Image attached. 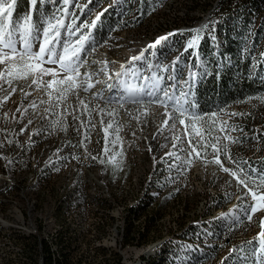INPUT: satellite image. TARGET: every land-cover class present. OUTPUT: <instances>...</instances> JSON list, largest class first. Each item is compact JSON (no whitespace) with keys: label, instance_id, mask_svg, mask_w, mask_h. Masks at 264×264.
I'll return each mask as SVG.
<instances>
[{"label":"bare ground","instance_id":"1","mask_svg":"<svg viewBox=\"0 0 264 264\" xmlns=\"http://www.w3.org/2000/svg\"><path fill=\"white\" fill-rule=\"evenodd\" d=\"M165 1L171 4L178 2ZM221 1L217 0L214 7ZM163 3L154 6L153 15L158 13ZM150 14L141 23L131 22L130 25H145ZM134 17L135 13H131L130 20ZM210 26L200 27L208 29ZM118 31L115 25L104 40H97L93 29L95 47L101 46L103 41H108L107 38ZM182 32L181 29H175L157 36L154 32V39H149L145 46L139 47L140 51L131 52L119 63L129 62L132 56H140L158 38L167 36L168 39L155 48L156 57L161 62L166 60L164 65L169 63L170 66L180 58L179 64H176L178 68L182 61H187L185 72L191 69L197 73L191 99L198 105L196 89L211 71L201 51L203 37L197 41L196 48H187L192 36L183 39ZM63 34L61 32L62 37ZM261 45L264 47V41ZM196 52L199 59L193 55ZM148 54L151 57L152 53ZM87 59L90 64L93 60L106 61L100 60L98 52L88 55ZM148 65L161 69L164 67L156 62L155 57L154 61H148ZM100 66L91 64V70L95 71ZM113 66L116 68L117 64ZM42 67L51 69L57 77L65 75L59 65L45 63ZM135 69L142 75H151L149 67L148 71L138 65ZM80 71L83 74L85 69L81 68ZM99 77H93L90 82L94 84ZM185 78L186 75L181 80ZM50 79H53L51 75L44 76V80ZM97 91H103L105 96L116 94L103 90L101 85H94L88 92L93 94ZM262 96L264 91L258 97ZM258 97L209 111L217 112L214 118L227 121L238 129L230 133L231 140L223 139L220 142L228 144V156L231 157L220 156L222 164L226 165L223 167L237 168L233 161H239L244 168L253 170L254 179L257 172H264V124L258 126L257 117L250 110V106L257 104L255 112L264 118V103ZM221 109L224 111L220 112ZM195 111L208 113L199 110V107ZM231 113L243 115L231 116ZM84 118L81 125H86L88 118ZM140 126L137 124L138 129ZM215 127L219 129L221 123H216ZM48 132L55 134L51 130ZM85 132L89 135L88 131L74 133L73 136L69 133L67 141H64L70 151L67 155L63 153V159L80 173L74 181H39L34 172L27 171L23 175L20 171L14 175L1 164L6 158L0 148V264H124V252L136 254L134 264H207L212 260L219 264H233L243 258L244 255L239 257L240 251L253 247L250 241L237 242V237L245 233L250 224L258 227L264 215L262 212L255 213L251 222L244 218L243 207L251 201L247 198L241 200L240 194L247 190L238 183L236 177L223 172L221 166L215 163L205 165L203 159H197L192 153L191 164L185 165L183 172L178 171L173 160L165 155L172 150V143L168 148L159 144L156 147L148 146L151 151L146 149L148 160L141 181H107L103 141L94 136L95 145L89 148L85 140L83 144L80 143ZM41 134L34 132L33 136ZM237 138L242 143L232 142ZM197 151L201 152V157H205L206 151L205 158L208 160L214 157L210 147L206 150L198 148ZM181 155L187 159V152ZM207 167H214L231 184L238 185L240 190L227 188L217 192L216 186L211 184L208 188L215 190V193L209 192L207 199H197L194 203V199L198 198L194 185L198 183L199 170ZM41 188L43 192H40ZM174 204L181 207L180 213L171 210ZM237 216L241 217L240 222H236ZM226 234L230 236L223 247Z\"/></svg>","mask_w":264,"mask_h":264},{"label":"snow or ice","instance_id":"2","mask_svg":"<svg viewBox=\"0 0 264 264\" xmlns=\"http://www.w3.org/2000/svg\"><path fill=\"white\" fill-rule=\"evenodd\" d=\"M16 3L17 0H0V106L17 91V84L28 82L29 88L42 90L48 97L47 101L40 100V104H48V107L44 109L45 115L41 119H47L48 114L59 116L60 114L56 113L55 109H58L60 104L66 101L69 93L75 94L76 90L80 88L88 92L94 87V84L90 82L92 78L104 75L107 80L102 82L97 79L96 83H104L107 90L116 94L105 96L103 91H97L92 94L94 99H102L105 105L115 104L123 107L125 104H132L137 106L136 111L139 115L132 116V113L129 112V115L137 121H140L141 116H147L151 105H158L164 109L163 127L169 128L174 133L171 137L172 150L165 155L168 159L173 160V164L178 171L183 172L185 170L184 166L191 164L192 153H195L196 158L203 159L205 165L215 163L221 166L223 172L230 173L232 177H238V172L223 167L220 159L221 155L231 159L228 156V144H220V141L222 138L231 140L230 133L238 130L237 126L229 125L227 121H223L221 127L217 129L215 127L216 121L213 119L218 115L217 112L205 114L195 111L198 105L191 97L197 73L189 69L188 78L183 81L179 79L177 73L180 70L176 64L180 58L173 62L170 71L168 66L161 69L159 66L149 65L151 75H142L135 68L125 69L124 65L120 66L119 71L110 74L108 61L99 62L95 60L91 61V64H100L101 66L92 71L87 57L96 50L92 30L97 27L96 22L101 19L100 16H97L96 20L91 21L90 24L87 21L78 24L80 17L76 16L74 11L70 12L67 7L70 3L74 4L75 0H29L31 10L24 16L14 19L13 12ZM48 3H58L60 7L55 11L41 13L39 20H37L35 14L40 12L37 5H47ZM81 12L83 13V10ZM65 18L70 22L65 24ZM62 30L65 33L63 37L61 35ZM200 31V29L194 31L192 39L188 41L187 48L197 47ZM74 37L75 39H73ZM167 39V36L160 37L149 47L160 45L162 41ZM193 55L199 59L198 52L193 53ZM142 58L143 53L140 56H133L131 59L139 61ZM45 63L59 65L60 71L65 75L62 78H56L55 72L42 67ZM81 68L85 69L83 74H81ZM154 68L156 70H152ZM163 71H169L166 78L161 74ZM47 75H51L53 79L44 81L43 76ZM130 79L142 80L143 82L133 84L129 83ZM113 80L115 83L109 82ZM20 92L24 99L31 95L30 92L24 91L22 86ZM258 99L261 103H264V96L258 97ZM79 104L84 105L87 109V105L84 104L83 100H79ZM37 107V101L32 100L27 107L23 108V111H21V108H17L16 111L23 116L29 108L35 112ZM97 108H99L98 105ZM99 111L112 116L115 109L113 111L99 109ZM223 111V109L220 110V112ZM67 112L68 110L65 108L64 114L66 115ZM89 115H91V111H89ZM230 115L240 116L243 114L231 113ZM78 118L73 116L74 120ZM169 121H171L170 125ZM32 123L33 121L29 119L28 124ZM60 123L59 119L53 120L52 127L57 128ZM101 123H103V117ZM178 125L183 126V137L176 134ZM91 126L95 127L94 124ZM26 128L27 125L21 128L20 134ZM112 128L113 122H109L107 128L103 129L105 133L104 153L109 151L108 134L109 129ZM162 130L163 128L158 129V131ZM239 130L242 131V129ZM116 131H119V127ZM214 131L223 133V137L221 135L213 136ZM87 136L88 133L85 132L84 139ZM84 139H81V144L84 143ZM166 139L168 138L166 137ZM232 142L242 143L239 138ZM111 143L115 144V141ZM218 145L220 146L218 147ZM209 147L213 150V160L205 158L207 156L206 151L205 157H201V152L197 151L198 148L206 150ZM149 150L151 151V148ZM185 152H187V159L181 155ZM93 159H96V157H93ZM109 162H111V159ZM233 163L239 169L238 183L247 190L240 199L247 198L251 201L243 207L244 218L251 222L255 213L264 212V172H257L254 179L252 169L244 168L239 161H233ZM257 180H259L258 184ZM235 219L236 222L241 221L240 216ZM260 228L261 231L257 234L256 240L249 242L253 247L250 254L244 257L245 264H264V219L260 220Z\"/></svg>","mask_w":264,"mask_h":264},{"label":"rangeland","instance_id":"3","mask_svg":"<svg viewBox=\"0 0 264 264\" xmlns=\"http://www.w3.org/2000/svg\"><path fill=\"white\" fill-rule=\"evenodd\" d=\"M203 1L178 0V2L171 4L160 0L154 4V6H157V4H162L164 2L159 8L158 13L153 15L151 10L146 15L147 17L152 12L147 19V23L145 25L138 26L127 25L129 21H131V13L125 10L122 12L121 17L126 22L121 21L123 25H117V29L119 31L115 34L113 33L109 38H107L108 41H103L101 46L95 47L96 50L93 52H98L101 61L106 60L110 62L109 69L112 70V73L119 71L121 65H124L125 69L136 68L138 65L143 70H147L149 66L148 61H154V57L157 63H161L164 66L163 68H165V66H169L168 68H170L171 66L169 63L164 65L166 60L161 62L162 60H159L156 57L157 53L155 52V48L158 45L151 47L149 50H144V56L139 61H133L131 59L127 63L120 64L119 62L124 61L131 52L140 51L139 47L145 46V43L149 39H154L155 36L165 31L181 29L183 30L181 38L186 39V37L193 36L192 34L194 31L199 29L200 26L216 25L220 19L219 8L223 0L215 7L214 3L217 0ZM22 3H26V11L21 8ZM90 3L91 0H75L74 4L70 3L67 6L70 12L74 11V14L75 11H86V18L80 22L78 21V24L84 21H87L90 24L91 21L96 20L97 16L102 18L103 10L107 7H111L114 2L111 1L109 4L104 6L102 5L103 8L100 7L96 9H91ZM18 5V12L13 14L14 19L24 16L29 12L28 10H31L29 0H20ZM59 7L60 5L58 3H48L46 7L45 5L40 4L39 8H48L47 11H55ZM212 17H215V19H211ZM69 22L70 21L65 18V24ZM100 22L101 20L97 21L96 24ZM215 28L217 27L215 26ZM200 30V37H208V35H211L210 31L207 33L209 29H206L205 27H200ZM62 32L64 33L63 30ZM64 35L65 33L63 36ZM73 39H75V37ZM93 52H91V54H93ZM149 52L154 55L153 57L151 55L152 58L148 54ZM186 62L187 61H182L180 63L181 67L178 68L180 71L177 73L179 79H181L184 75H186L185 79L188 78L189 70L187 73L185 72L187 67ZM114 64H117L116 68H114ZM177 64H179V61ZM208 68L210 70V65H208ZM161 74L166 78L169 71H163ZM56 78L59 79L60 77L56 76ZM97 79L103 82L107 80V77L101 75ZM109 82L115 83L114 80ZM142 82L143 81L141 80H129V83L133 84H140ZM94 85H101L103 86V90H107L104 83H96L95 81ZM16 86L17 91L13 93L2 106H0V145H2L0 148L3 149V156L6 158V160L1 162V164L6 166L11 173H14V175H16L19 171L23 175V173L27 171L28 173L34 172L39 181H74L76 177L80 176V173L77 168L73 165H69L63 159V153L67 155L70 151L64 142L67 141L68 134L70 133L73 136L74 133L88 131V137L86 139L83 137L87 147L91 148L95 145L94 136H96L99 140L102 139L103 146H105V133L103 129L107 128L109 122H113V128L109 129L108 134L109 151L107 153H103L104 174L107 181H114V179H117V181H141L146 170L148 160L146 149L149 148L148 146L156 147L159 144L167 148L171 146V137L174 133L170 131L169 128L163 127L162 121L165 119L163 116L164 109L158 105L149 106L147 116H141L140 121H137L132 118V116L139 115L136 111L137 106L132 104H125L123 107L115 104L105 105L103 100L94 99L91 93L85 92L82 88H80L76 90L75 94L69 93L66 101L62 102L58 109H55V112L60 114L59 116L48 114L47 119H41V117L45 115L44 109L48 107V104H40V100L43 99L47 101V95L42 90L29 88L28 82H20ZM21 86L24 88V91L31 93L27 99H24L22 93L20 92ZM32 100H36L38 104L35 112L29 108L28 112L22 116L20 112L16 111L17 108H21V111H23V108L27 107ZM79 100L84 101V104L87 105V109H85L84 105L79 104ZM97 105L99 108H97ZM256 105L253 104V106H250V110L253 111L255 118L257 117L258 126H263L264 118L260 115V113L256 114L254 109ZM65 108L68 110L66 115L64 114ZM99 109H106L107 111H113V109H115V111L112 116H108L100 113ZM89 111H91V115H89ZM129 112L132 113V116L129 115ZM73 116H77L79 118L74 120ZM84 117L88 118L86 125H81V120L85 119ZM102 117L103 123H101ZM29 119L33 121L30 125L28 124ZM57 119L61 122L60 126L53 128L52 121ZM128 120L131 123H129ZM92 124H94L95 127H92ZM137 124H140L141 128L138 129ZM170 124L171 121H169V125ZM25 125H27L26 130L20 134V129L25 127ZM118 127L119 131L117 132L116 129ZM161 128H163V130L158 131V129ZM50 130L54 131L55 134L48 132ZM34 132L42 134L35 137L33 136ZM176 134L181 136L184 135L183 126L178 125ZM214 134L221 135V137H223L222 134L217 131H215ZM166 137L168 139H166ZM112 141H115V144H112ZM220 142H223V138ZM110 159L111 162H109ZM199 174L200 175L197 176L198 183L194 185L196 189L195 193H197L195 196L198 198L194 199V203L198 201L197 199H199V201H202V199L205 198L207 199L209 192L212 194L215 193V190L208 188V185L211 184L216 186L217 192L227 188L237 191L238 185L235 186L234 184H231L228 178L216 171L214 167H207L204 169L200 168ZM238 190H240V188H238ZM40 192H43L42 188ZM243 193L244 190L240 195L243 196ZM180 208L181 207H178L177 204H174L171 210L174 213H180ZM193 208L195 209V206H193ZM260 231V223L258 227L255 224H250L245 229V233L238 235L237 242L246 240L255 241L257 234ZM250 251L251 248H246L240 251L239 257L240 255H244L243 258H239L240 261L233 264H245L243 261L244 257L248 256ZM202 259L207 260V258ZM207 264L219 263L218 261L212 260Z\"/></svg>","mask_w":264,"mask_h":264},{"label":"trees","instance_id":"4","mask_svg":"<svg viewBox=\"0 0 264 264\" xmlns=\"http://www.w3.org/2000/svg\"><path fill=\"white\" fill-rule=\"evenodd\" d=\"M111 1L114 3L104 7L101 22L94 28L97 40H104L112 27L126 22L121 17L123 11L135 13L127 25L139 24L160 0H91L90 8H103L102 5ZM223 2L218 23L208 28L207 33L210 31L211 35L202 36L201 51L211 70L196 89L198 107L203 112L256 98L264 91V47L261 45L264 41V0ZM19 3L17 0L13 14L18 12ZM21 8L26 11V3H22ZM39 9L35 14L37 20L48 10ZM75 15L80 17V22L87 14L80 10L75 11Z\"/></svg>","mask_w":264,"mask_h":264},{"label":"built area","instance_id":"5","mask_svg":"<svg viewBox=\"0 0 264 264\" xmlns=\"http://www.w3.org/2000/svg\"><path fill=\"white\" fill-rule=\"evenodd\" d=\"M240 1V0H239ZM159 6V4H157V7ZM156 7V8H157ZM223 8H219V11H223L222 10ZM211 19H215V17L213 18H211ZM206 114H211L210 112H208V113H206ZM213 119H215V121H216V123H222V120L220 119V118H213ZM196 156V154H194V157ZM213 158L214 157H212L211 158V160H213ZM221 159V161H222V158H220ZM224 165V164H223ZM224 166H226V165H224ZM230 170H236L237 172H238V177H239V170H237V168L236 167H233V168H229ZM238 177H236V179L238 180ZM257 182V184L259 183V180H257L256 181ZM250 200V199H249ZM263 213V215H264V212H262ZM241 226V225H240ZM228 236H230V234H226L225 235V237H224V241H223V247H224V244L227 242V237ZM243 242H248V240L247 241H242L241 243H243ZM124 252V251H123ZM125 253V263L124 264H134L135 263V256H136V254H133V253H130V252H124ZM215 257H216V255H215ZM214 257V258H215ZM225 259H226V257H225ZM224 259V260H225Z\"/></svg>","mask_w":264,"mask_h":264}]
</instances>
